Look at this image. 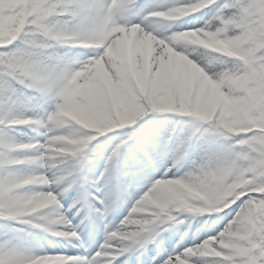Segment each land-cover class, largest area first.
<instances>
[{
    "label": "snow or ice",
    "instance_id": "6c2138e0",
    "mask_svg": "<svg viewBox=\"0 0 264 264\" xmlns=\"http://www.w3.org/2000/svg\"><path fill=\"white\" fill-rule=\"evenodd\" d=\"M43 12L63 29L46 44L30 39ZM161 27L200 30L226 44L233 43L230 36L252 42L255 56L244 62V94L239 101H226L241 105L244 131L232 134L222 122L214 121L209 112L215 110V100L206 95L205 83L163 48L150 50L146 34L163 39ZM262 28L264 0H0V221L5 227L0 234V264H129L133 256L136 264H264ZM176 31L169 32L168 43L176 40ZM67 48L83 51L69 58L61 52ZM136 53L143 57L139 66ZM105 57L114 62L130 59L126 88L115 90L102 72ZM25 105L31 107L22 110ZM146 113H178L194 119L185 121L179 132L173 125L156 137L123 133L107 155L103 171L89 178L85 169L93 161L88 141L127 129ZM97 120L105 124L103 135L89 130ZM19 128L36 132L42 142L10 135ZM194 143L201 146L200 154L187 172L176 177L172 169L179 170ZM57 148L66 149L65 154H55ZM122 155L128 173L121 171ZM165 156L169 165L159 177L153 176L151 170ZM127 174L141 177L149 188L130 202V211L118 225L103 224L117 195L128 192L122 183ZM194 174L231 176L235 181L230 197L235 203L209 226L207 239L193 237L189 246L187 231L173 233V228L185 223L184 215L172 214L176 218L171 219L163 203L157 204L166 213L160 219L145 218L150 222L128 227L140 219L134 208L147 199L146 193ZM101 185L112 186L113 195L101 199ZM35 186L48 190H35ZM74 188L77 197L68 211L83 212L79 224L61 211V199ZM234 218L245 228L226 246L220 233L231 232L228 222ZM223 220L228 222L217 230ZM101 224L102 242L91 231ZM34 232L53 239L41 246ZM128 232L129 238L118 243L116 237Z\"/></svg>",
    "mask_w": 264,
    "mask_h": 264
},
{
    "label": "clouds",
    "instance_id": "9594fccd",
    "mask_svg": "<svg viewBox=\"0 0 264 264\" xmlns=\"http://www.w3.org/2000/svg\"><path fill=\"white\" fill-rule=\"evenodd\" d=\"M136 27L138 28V26ZM213 31H215V26H213ZM62 32L63 29L55 19L50 17L47 12H43L37 33L30 39L46 44L52 36ZM159 32L164 37L163 39L152 36L151 32L146 34L150 38L148 41L150 50L155 52L157 49L163 48L173 61L178 62L205 83L206 95L215 100V110L209 112L214 121L222 122L226 128L231 129L232 134L238 135L244 131L246 119L241 105L226 103V101H239L244 94V62L255 56L252 42L230 36L228 40L233 43L226 44L222 39L211 38L208 34L197 30L176 31L173 35L177 38L170 44L167 37L171 29L163 28V30L159 29ZM260 38L264 39V28L260 32ZM67 49L71 50V48ZM134 59L137 66L143 63L140 53H136ZM102 63V72L112 80L115 90L126 88V75L131 68L130 59L114 62L105 57ZM113 121L119 123L117 117H113ZM64 127L70 132L73 131L70 124H65ZM104 127V122L97 120L93 122V127L89 130L103 135ZM82 139L84 138L82 137ZM91 139H96V137L93 136ZM88 142L90 143L91 140ZM53 151L57 155H63L66 149L57 148ZM234 183L231 176L217 179L203 174H194L187 180L164 182L155 190L146 193L147 199L142 198V201L137 203L134 211L140 219L128 227L135 229L139 225L150 222L145 218H151V222H154L166 213L173 220L176 216L172 214H182L184 221L189 224L194 219L200 218L197 221L199 225L209 227L216 218L235 203V200L230 199L236 190L233 187ZM189 184L196 185V188H190ZM161 203L166 205V213H161L157 207V204ZM228 224L231 232L229 234H225L223 231L220 233L221 236H224L221 243L226 246L234 243L236 235L243 232L245 228L244 223L237 222L235 218ZM131 234V232L120 234L116 237L117 242L127 240ZM215 243L216 240L212 239L211 244Z\"/></svg>",
    "mask_w": 264,
    "mask_h": 264
},
{
    "label": "rangeland",
    "instance_id": "374dc122",
    "mask_svg": "<svg viewBox=\"0 0 264 264\" xmlns=\"http://www.w3.org/2000/svg\"><path fill=\"white\" fill-rule=\"evenodd\" d=\"M141 3L150 2L155 3L156 0H140ZM138 22V21H137ZM160 30H163L161 27ZM176 28H172L171 31H176ZM184 30V29H179ZM155 34V33H154ZM158 38H160L158 36ZM82 49L74 48L71 50L61 49V52H66L69 58L76 57ZM191 120L190 117H182L178 113H146L145 116L140 117L137 122L133 125H130L127 129H115L112 133H105L103 136H99L95 141L90 142L87 150L90 151L92 159V163L89 164L85 173L91 179H95L100 172L103 171L104 161L106 160L107 155L110 153L112 147L119 142L120 136L125 132L135 131L138 135H145V133H151L153 137H156L158 133L163 130L176 126L178 132L182 128L183 123L185 121ZM152 121V123H149ZM178 123V124H176ZM33 140H39L42 142V137L38 136L36 132L32 131ZM130 145H133V142H129ZM131 150L136 153L140 158L143 157L136 151L135 147L132 146ZM201 152V146L198 143H194L192 149L186 160L183 162V165L179 167V170L172 169V172L175 173L176 177L182 176L190 167L192 160L196 159L197 156ZM126 159V155L121 156L120 167L123 173H128L127 167L124 166V160ZM170 160L167 156L162 157L158 160V163L154 169L151 170V174L155 177H159L163 170L169 165ZM23 171V170H22ZM42 171V170H37ZM51 174L49 173V176ZM122 183L128 187V192L126 195H117L116 203L113 207V210L109 213V215L103 221V224H108L111 226L118 225L128 214L130 211V202L140 198L149 188V185L146 181H144L141 177L127 174L122 176ZM102 191L100 193L101 199L111 197L113 195V188L110 185H101ZM35 190L39 191H47L48 188L45 186H35ZM77 197V189H73L65 194V196L61 199L60 203L62 205L61 211L72 221L73 224H79L83 212L77 214V209L74 208L70 212L68 211V205L73 202V200ZM79 208V205L77 206ZM49 211H54L53 209H49ZM222 215V214H221ZM200 218H196L189 224L187 221L183 225L173 228L171 231L173 233H183L187 231L188 235L185 237L186 241H188L189 246L192 244V239L195 237L198 240L207 239L206 232L209 230L207 225L200 227L197 222ZM227 220L220 221L216 228L222 229L223 226L227 223ZM103 224L100 225L99 228L92 227L91 231L95 232L101 242L103 240ZM11 227H21L20 225H10ZM83 227V225L81 226ZM197 228H200V231L197 232ZM5 231L4 222L0 221V234ZM88 231V229H85ZM33 235L40 242L41 246H47L48 240L53 239L50 235H46L42 232H34ZM165 236H168L169 233H165ZM177 235V239H178ZM149 247H153L149 245ZM111 259L112 257H107ZM116 259H120V257H116ZM144 257L141 256L140 260L143 261ZM129 264H136V257L133 256L129 261Z\"/></svg>",
    "mask_w": 264,
    "mask_h": 264
},
{
    "label": "trees",
    "instance_id": "16d2710c",
    "mask_svg": "<svg viewBox=\"0 0 264 264\" xmlns=\"http://www.w3.org/2000/svg\"><path fill=\"white\" fill-rule=\"evenodd\" d=\"M30 107L31 106H28V105L22 106V110H28V108H30ZM192 119H194V118H191V120ZM176 124H178V123H176ZM10 135L15 137L16 139H32V134L28 128H19V129H17V131L10 133Z\"/></svg>",
    "mask_w": 264,
    "mask_h": 264
}]
</instances>
